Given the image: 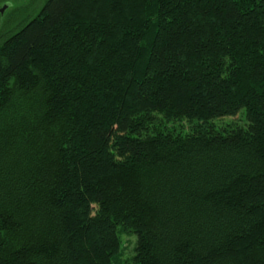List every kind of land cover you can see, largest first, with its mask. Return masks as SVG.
<instances>
[{"label": "trees", "instance_id": "16d2710c", "mask_svg": "<svg viewBox=\"0 0 264 264\" xmlns=\"http://www.w3.org/2000/svg\"><path fill=\"white\" fill-rule=\"evenodd\" d=\"M0 128V264H264V0H45Z\"/></svg>", "mask_w": 264, "mask_h": 264}, {"label": "rangeland", "instance_id": "374dc122", "mask_svg": "<svg viewBox=\"0 0 264 264\" xmlns=\"http://www.w3.org/2000/svg\"><path fill=\"white\" fill-rule=\"evenodd\" d=\"M44 1L45 0H0V7H5L2 11H0V35H6V33L13 32L27 20L32 18L38 12ZM125 12V19H129L131 17V13H129L128 9H126ZM119 39L121 40L120 37ZM244 118V115L239 113L233 117L215 119L213 120V123L223 127H228L230 125L245 126L246 121ZM195 123L196 121L191 122L184 119L181 121L170 122L168 125L173 127L183 126L184 129L189 130L195 125ZM119 239V251L113 261L117 264H125L130 260L133 253L136 237L133 233L128 232L120 226Z\"/></svg>", "mask_w": 264, "mask_h": 264}, {"label": "water", "instance_id": "95a60500", "mask_svg": "<svg viewBox=\"0 0 264 264\" xmlns=\"http://www.w3.org/2000/svg\"><path fill=\"white\" fill-rule=\"evenodd\" d=\"M4 8H5V7H1V8H0V11H2Z\"/></svg>", "mask_w": 264, "mask_h": 264}, {"label": "flooded vegetation", "instance_id": "af4514ba", "mask_svg": "<svg viewBox=\"0 0 264 264\" xmlns=\"http://www.w3.org/2000/svg\"><path fill=\"white\" fill-rule=\"evenodd\" d=\"M1 8V7H0Z\"/></svg>", "mask_w": 264, "mask_h": 264}]
</instances>
